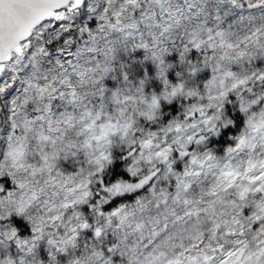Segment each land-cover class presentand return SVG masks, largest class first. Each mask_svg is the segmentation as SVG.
I'll return each instance as SVG.
<instances>
[{"label":"snow or ice","instance_id":"1","mask_svg":"<svg viewBox=\"0 0 264 264\" xmlns=\"http://www.w3.org/2000/svg\"><path fill=\"white\" fill-rule=\"evenodd\" d=\"M0 264H264V0H0Z\"/></svg>","mask_w":264,"mask_h":264}]
</instances>
